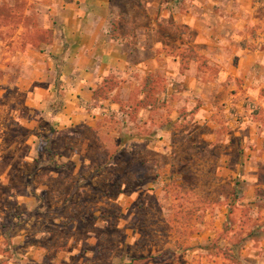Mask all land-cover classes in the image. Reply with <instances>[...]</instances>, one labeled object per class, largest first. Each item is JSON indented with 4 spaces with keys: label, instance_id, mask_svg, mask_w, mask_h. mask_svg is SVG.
Returning <instances> with one entry per match:
<instances>
[{
    "label": "rangeland",
    "instance_id": "1",
    "mask_svg": "<svg viewBox=\"0 0 264 264\" xmlns=\"http://www.w3.org/2000/svg\"><path fill=\"white\" fill-rule=\"evenodd\" d=\"M158 1L189 3L195 16L206 11L216 39L227 25L247 23L239 35L258 37L264 48V0H113L115 37L140 47L138 37L151 28L145 6ZM230 3L232 9L222 6ZM45 14L41 0H0V264H264V154L248 138L249 103L232 106L227 118L226 103L208 101L213 114L198 122L192 114L202 103L191 111L180 105L174 122L166 120L164 103L141 122L102 111L97 133L88 118L93 110L61 120L60 113L73 111L67 113L60 74L55 96L38 95L26 90L33 75L22 61L10 60L26 52L14 49L17 37H29L33 47L49 40L54 31ZM168 32L161 28L159 37ZM251 40L241 46L263 49ZM169 41L178 63L171 64L188 67L190 79L200 75L210 84L218 77L217 44L200 56ZM103 96L110 99L108 90Z\"/></svg>",
    "mask_w": 264,
    "mask_h": 264
},
{
    "label": "crops",
    "instance_id": "2",
    "mask_svg": "<svg viewBox=\"0 0 264 264\" xmlns=\"http://www.w3.org/2000/svg\"><path fill=\"white\" fill-rule=\"evenodd\" d=\"M41 1L47 10L45 27L54 32L50 33L49 40L47 35L43 37L37 47L27 43L29 37H17L15 40L21 41V46L16 43L14 49L19 51V47L26 46V52L19 53L21 57L14 52L10 60L22 61V70H27L33 75L29 81L31 85H27L29 82L25 83L26 90L31 92L33 88L32 91L38 95L45 92L55 96L53 91L58 88L56 81L57 74H60L58 82L64 88L65 107L68 106L66 112H73L70 116L60 113L58 118L74 122L83 119L88 110H93L92 116L88 118L92 117V130L97 133L98 121L104 119L101 116L102 111H121L122 115H137L136 120L141 122L144 116L160 112L157 108L164 103L168 109L166 120L174 122L180 117L181 113L177 111L180 105L184 111H191L193 109L189 107H192L193 103H202L204 106L201 107L200 114H192L198 122L204 117L203 113L213 114L212 107L208 109L205 106L208 101L214 105L220 104L217 103L218 100L222 104L226 103L227 118L234 117L232 113L229 114L232 106L239 105L243 110L246 102L250 105L247 114L252 116L247 123L249 126L246 127L250 135L248 138L252 140V145H256V151L264 154L263 40L258 37L256 40L248 34L239 35V32L245 31L247 23L240 26L236 20L238 24L227 25L216 39L214 35L211 36L213 30H209L206 24V11L200 10L195 16L187 11L189 3L149 2L145 9L148 11L151 28L138 37V40L141 39L139 47L136 44L131 45L129 38L115 37L117 30L114 28V19L117 6L113 0ZM222 6L232 9L235 4ZM248 24H254V27L259 23L253 18ZM161 28L170 31L168 37H159L158 31ZM164 39H167V42ZM169 39L182 46L178 47L179 50H185V46L191 47L200 56L211 53L203 50L205 46L217 44L220 51L213 58L219 64L216 66L218 77L210 84L200 75L190 79L191 71L188 67L178 69L171 64L177 62L171 61L170 53L174 52V47L169 44ZM148 40L151 41L150 47L146 46ZM250 40L253 45H260L263 49L250 50L241 46L245 42L250 43ZM31 58H38V63ZM162 59L165 63L161 62ZM162 64L165 65L161 66ZM198 73L203 75L202 72ZM158 74L166 76L167 80L162 85L154 79ZM36 84L40 86L33 87ZM240 88H243V91ZM107 90L110 99L103 96ZM207 90H211L210 95L215 97H208ZM236 90L240 92L233 95L232 92ZM149 102V109H146ZM122 105H128L129 112L124 111ZM251 107L258 111L256 116L251 114ZM63 111L65 114V110ZM127 116L126 118H129V115ZM153 135L158 133L154 132ZM110 136H113V133H110Z\"/></svg>",
    "mask_w": 264,
    "mask_h": 264
},
{
    "label": "trees",
    "instance_id": "3",
    "mask_svg": "<svg viewBox=\"0 0 264 264\" xmlns=\"http://www.w3.org/2000/svg\"><path fill=\"white\" fill-rule=\"evenodd\" d=\"M50 144H51V142H50V140L48 141V143H47V147H50ZM50 153H51V151H50ZM52 154V153H51Z\"/></svg>",
    "mask_w": 264,
    "mask_h": 264
}]
</instances>
